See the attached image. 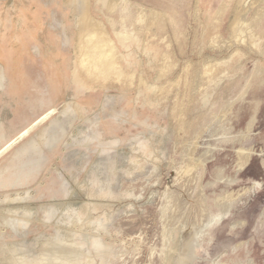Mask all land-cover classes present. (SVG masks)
I'll return each mask as SVG.
<instances>
[{"label":"rangeland","instance_id":"374dc122","mask_svg":"<svg viewBox=\"0 0 264 264\" xmlns=\"http://www.w3.org/2000/svg\"><path fill=\"white\" fill-rule=\"evenodd\" d=\"M0 264H264V0H0Z\"/></svg>","mask_w":264,"mask_h":264},{"label":"bare ground","instance_id":"6f19581e","mask_svg":"<svg viewBox=\"0 0 264 264\" xmlns=\"http://www.w3.org/2000/svg\"><path fill=\"white\" fill-rule=\"evenodd\" d=\"M84 2H83V4H84ZM241 2H242V0H241ZM81 3H79V4H81ZM237 5H239V4H237ZM240 7H242V6H240ZM80 14L84 18L85 21H84V25L80 29V31L78 30L79 31V33H78L79 34V40L76 39V40H78L79 47L81 48L80 49L81 52L80 53L78 52L80 55V61H79V58L77 60L79 61V63L81 62V66L83 65L85 67V69H84L86 71L85 73H88L89 75H93L92 71H96L98 73H104L105 74V73L111 71L110 69L113 70V68H115L116 64H117V58H116V52H115L114 46L112 45V42L110 41L108 35L105 33L104 28L101 26V24L99 22L92 20V18H90L86 14L85 10H83V13H80ZM237 19H239V18H237ZM233 20L235 22V19H233ZM238 21L239 20H237V23H238ZM80 25L81 24H79V27H80ZM235 26H237V25H235ZM231 30H233V29H231ZM234 31H235V29H234ZM235 35H237V33H235L233 36H235ZM79 47H78V49H79ZM79 67H80V65H79ZM80 68H82V67H80ZM98 73H97V75H98ZM203 227H205V226H203ZM206 232H207V230H206ZM190 242H192V241H190Z\"/></svg>","mask_w":264,"mask_h":264}]
</instances>
